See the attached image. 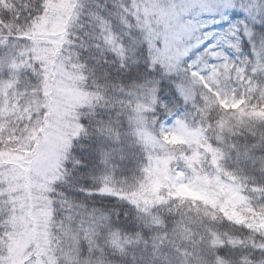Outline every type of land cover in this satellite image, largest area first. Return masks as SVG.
Returning a JSON list of instances; mask_svg holds the SVG:
<instances>
[{
	"label": "rangeland",
	"instance_id": "374dc122",
	"mask_svg": "<svg viewBox=\"0 0 264 264\" xmlns=\"http://www.w3.org/2000/svg\"><path fill=\"white\" fill-rule=\"evenodd\" d=\"M73 1L50 0L44 16L33 23V33L29 34L33 38L27 35L25 48L22 45V52L32 48L37 64L32 71L41 78L30 84L36 88L32 99L25 104L16 94L13 99L8 93L10 83L0 82V264H60L63 249L53 246L55 213L62 218L61 204L96 208L97 199L100 203V199L111 200L117 210L122 208L116 205H129L143 218L151 216L154 207H167L172 198L206 202L221 198L222 204L229 206L230 218L264 234L263 187L252 189V200L244 196L234 185L239 177L227 169L228 154L211 147L201 129L177 115L158 114L150 122L160 84H134L131 88L136 87L124 91L125 95L92 92L76 84L79 77L58 52L57 40L66 29ZM135 1L146 15L144 20L159 35V59L174 76L177 98L187 102L197 95L199 83L220 82L227 71L237 68L233 66L238 58L236 49L249 32L245 23L237 22L239 15L229 12L236 5L234 0H228L227 6H217L214 0ZM194 8L200 16L191 18ZM19 64L15 63L16 68ZM187 68L194 71L191 79L185 76ZM168 73L158 75L166 78ZM78 109L120 115L126 126L119 131L112 121L81 124ZM87 136L92 150H87L89 159L80 150L83 161H88L81 182L72 177L73 172L65 171V163L74 161L80 148L76 149L74 140ZM119 137L128 140V147L139 159L146 154L144 172L134 174L117 159L115 141ZM249 183L247 179L241 182L245 186ZM52 189L63 195L55 198V203L50 196ZM142 233L145 240V231Z\"/></svg>",
	"mask_w": 264,
	"mask_h": 264
},
{
	"label": "trees",
	"instance_id": "16d2710c",
	"mask_svg": "<svg viewBox=\"0 0 264 264\" xmlns=\"http://www.w3.org/2000/svg\"><path fill=\"white\" fill-rule=\"evenodd\" d=\"M49 1L0 0V82L8 81V93L14 95L13 99L15 94L19 96L24 104L36 89L30 84L41 78L32 71L37 65L32 48L26 52L21 48H25L27 35L33 33V23L46 13ZM234 1L236 5L229 12L239 15L237 22L245 23L249 32L236 49L238 58L233 66L237 68L227 71L220 82L199 83L197 95L187 102L176 97L174 76L159 59V35L144 20L146 15L141 14L135 0H74L66 29L57 35L58 52L79 77L76 84L85 90L125 95L124 91L133 90L139 83L160 84L150 122L154 116L170 113L201 129L211 147L228 154L227 169L240 179L234 185L252 200V189L264 188V0ZM198 10H191L190 17H199ZM30 43L33 45L32 40ZM15 63L21 65L16 68ZM161 72L168 73L167 77L160 78ZM184 73L190 78L194 71L187 68ZM85 111H76L81 124L112 121L119 131L126 126L120 115ZM74 141L76 149L80 148L74 153V161L65 163V171L73 172L72 177L83 182L88 161H83L80 150L89 159L91 140L87 136ZM115 143L117 159L134 174L144 172L146 154L139 159L124 138H117ZM246 179L251 181L247 186L241 184ZM53 189L50 196L55 203V198L63 195ZM220 199L206 202L172 198L167 207H154L151 216L143 218L129 205H116L122 210L115 209L108 199H100L101 203L97 199L96 208L61 204L62 218L55 213L52 220V233L56 235L53 246L63 249L60 264H264V234L230 218L229 206ZM142 241L146 243L138 246Z\"/></svg>",
	"mask_w": 264,
	"mask_h": 264
},
{
	"label": "snow or ice",
	"instance_id": "6c2138e0",
	"mask_svg": "<svg viewBox=\"0 0 264 264\" xmlns=\"http://www.w3.org/2000/svg\"><path fill=\"white\" fill-rule=\"evenodd\" d=\"M214 2L217 6H219V5L227 6V4H228V0H214Z\"/></svg>",
	"mask_w": 264,
	"mask_h": 264
}]
</instances>
